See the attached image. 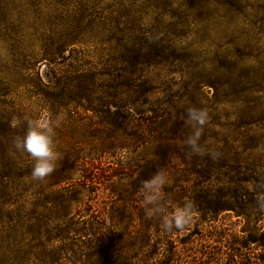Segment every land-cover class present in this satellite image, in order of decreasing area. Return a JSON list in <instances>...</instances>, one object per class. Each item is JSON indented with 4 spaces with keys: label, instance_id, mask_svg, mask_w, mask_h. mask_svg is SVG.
<instances>
[{
    "label": "rangeland",
    "instance_id": "rangeland-1",
    "mask_svg": "<svg viewBox=\"0 0 264 264\" xmlns=\"http://www.w3.org/2000/svg\"><path fill=\"white\" fill-rule=\"evenodd\" d=\"M138 44L154 110L140 142L104 116L105 59ZM190 108L209 114L212 155L185 143ZM25 118L60 121L43 180L14 147ZM249 168L264 176V0H0V264H193L201 242L222 264H264V212L225 207L259 179ZM158 171L165 215L195 206L182 231L146 218L142 182Z\"/></svg>",
    "mask_w": 264,
    "mask_h": 264
},
{
    "label": "trees",
    "instance_id": "trees-1",
    "mask_svg": "<svg viewBox=\"0 0 264 264\" xmlns=\"http://www.w3.org/2000/svg\"><path fill=\"white\" fill-rule=\"evenodd\" d=\"M133 37L138 38L137 35ZM146 38L147 36L143 39ZM143 51L144 47L138 44L136 47L131 48L128 55H118L105 59L104 64V116L109 120L105 124L110 132L122 130L126 127L133 128L135 130L133 132H139V142L146 139L143 132H146L144 118L147 119V117L143 118V114L154 111L151 108L153 89L149 87L147 80L140 78L139 69L137 68L145 65L146 57ZM39 82L41 85L48 87L53 86L55 83L51 80L43 82L40 79ZM248 172L254 176L258 175L251 168L248 169ZM256 177H259V179L251 177L252 182L245 186L237 183V186L232 190L233 202H228L225 207H232L241 212L255 209L256 213H262L257 209L256 201L259 196H264V176L259 174ZM225 195L221 189L211 193L208 191L205 194V196L214 197L215 199H222ZM210 198H206L204 203H211ZM240 198L242 200L239 201ZM245 216H248V214ZM209 246L205 245V242H201L200 245L196 244L190 247L192 255H187L192 257L193 264H222L219 260L220 257H217L216 261L211 259Z\"/></svg>",
    "mask_w": 264,
    "mask_h": 264
},
{
    "label": "clouds",
    "instance_id": "clouds-1",
    "mask_svg": "<svg viewBox=\"0 0 264 264\" xmlns=\"http://www.w3.org/2000/svg\"><path fill=\"white\" fill-rule=\"evenodd\" d=\"M209 114L205 109L190 108L187 110V122L193 131L185 143L192 154L205 155V148L199 143L201 130L208 122ZM26 130L24 134L14 140V147L17 151L27 153L34 161L31 168V178L33 180H43L51 175L57 162L61 159L56 151L54 138L55 129L60 126V121H53L49 118L31 120L25 118ZM170 183L168 175L163 171H158L150 178L142 182L143 206L146 218L160 217L162 230L165 233L173 229L182 231L189 227L194 220L195 206L191 201H185L178 207L171 216L165 215L164 188ZM259 211L264 212V196H259L256 201Z\"/></svg>",
    "mask_w": 264,
    "mask_h": 264
}]
</instances>
